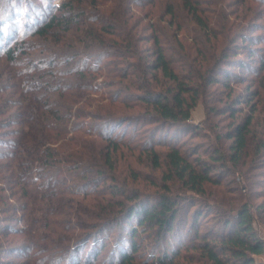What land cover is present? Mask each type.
Segmentation results:
<instances>
[{"label":"trees","instance_id":"16d2710c","mask_svg":"<svg viewBox=\"0 0 264 264\" xmlns=\"http://www.w3.org/2000/svg\"><path fill=\"white\" fill-rule=\"evenodd\" d=\"M26 1L0 0V264H264V0ZM56 27L74 40L31 39ZM199 102L208 143L184 148ZM141 157L162 171L149 194ZM231 172L228 200L209 197Z\"/></svg>","mask_w":264,"mask_h":264},{"label":"rangeland","instance_id":"374dc122","mask_svg":"<svg viewBox=\"0 0 264 264\" xmlns=\"http://www.w3.org/2000/svg\"><path fill=\"white\" fill-rule=\"evenodd\" d=\"M60 1L61 0H27L25 4L23 3L22 8H23V10L26 8L28 10V12H30V13H34L35 9H39L41 12H43L44 15L49 16L50 12H54L55 11V8L54 7L56 5H58V4H60L59 3ZM81 2L83 3V5L86 8L88 6H91L90 0H82ZM235 2H236L235 0H228L227 3L226 2H224V3H226L228 6H230L231 4L234 3L235 4V8L236 9H239L238 3H235ZM218 4L219 3L217 2V5ZM227 5H225V6H227ZM218 7H219V5L217 7H211V6H209L207 8V10H208V15L207 16L210 17L211 19L216 20L217 19L216 17L219 14L218 9H217ZM23 18H25V16ZM22 20H24V19H21V22H22ZM27 21H28V19H27ZM30 22H32V21H30ZM31 25H32V23H31ZM57 31H58V33H57ZM24 32H29V31L28 30L27 31H24V29H22V31H20V34L21 33H24ZM257 32H259V31H257ZM67 34L68 35H65L64 36V32L61 31V29H59V28L56 27V28H54L52 30L51 36H49V37H45V38H41L40 39V38H38V37L35 36V37H31V39L34 40V41L39 42L42 45H44L45 48H46V51L47 50H50V49L52 50V48L54 50L56 49L55 51H57L58 50V46H62V44H60V45L57 44V41H58L59 37H61V39H63V38L65 39L64 43L66 41H68V40L70 42L72 40H74L73 37L72 38L70 37L69 33H67ZM56 36H58V39H55ZM68 38H70V39H68ZM31 39H29V40H31ZM66 39H68V40H66ZM45 48H42L41 47V50L43 52H40V51L39 52L38 51H32V54H41L42 57L45 56V55H49L50 52L49 51L48 52H45V50H44ZM238 58H240V56L237 57L236 59L238 60ZM242 58H244L246 61L248 60L247 57L244 56V55H242ZM1 61H0V67H1V64L2 65L4 64ZM70 64L71 65L69 66V69H68V66H65V65H63L62 67H59L58 69L62 68L61 70L63 72H65L66 70H71V68H78L77 70L79 71L80 65L74 64L73 61ZM230 70H231L232 73H238V70L239 69H238V67H234V68H232ZM248 73H249V71H248ZM73 76H74V73L72 75H70V76H66L67 79L64 80V81L65 82L68 81ZM45 78H47V81L50 82L51 76L49 74H46ZM61 79H63V78H61ZM72 80L73 79H71V81ZM71 83H72L70 85L71 87L77 85V83L75 81H72ZM85 83L87 85V82H85ZM234 88L236 89L237 92H240V91H243L244 92V89H242L241 86H237V87L234 86ZM44 94H46V93H44ZM45 100H49L50 101V104H54V103L56 104L57 103V100L59 102V99H57V96L56 95H51L50 92H48L45 95V98L42 101H45ZM42 101H40V102L42 103ZM61 105H62V108L64 110L65 104H64L63 101H61ZM247 110L248 109H246L245 112ZM130 112H132V111H129V110L124 111V113H130ZM204 119H205V112H204L203 102H199L198 105H197V107H196V109L192 113V119H191V121L188 122L189 125L193 127V128L191 127V132H188V129H184V127L180 128L178 130V133L175 135V137H178V140H177L178 142L177 143L179 145L182 144V146H184V148H189L191 146L192 147H197L199 145V142H206V144H207L208 143V139L200 138V137L196 136V134H193L192 133L193 132L192 131L193 129H195L197 126H201V124L203 123ZM220 120H223V119H217V121H220ZM227 122L228 121L226 120V123ZM123 126H125V127H123V129H128L129 135L130 134L132 135L134 133V130H133L134 129V126L133 125L129 126V124H126V125H123ZM220 126H221V122H220ZM9 129H11V128H8V130ZM206 148L207 147H205L204 149H206ZM204 149H202V150H204ZM157 150H160V152L162 153V155H164L165 152H166V149H163L161 147H157ZM144 161H145V158L144 157H141L140 160L135 159V161H133L132 166L136 169L137 174H138L139 178L141 179V184L142 185H141V189H140L141 191H140V193L149 194L151 191L155 190L152 187V184L153 183H155V182L160 183V182L163 181L162 180L163 179L162 178V171H155V170H152L151 167H146V165L144 164ZM231 173L232 174H230L229 176H227V177H225L223 179L222 187L221 186L218 187V186H215V185L214 186H211L210 185L207 188V193H208V196L209 197H211V198H217V199L221 200L223 198V196H224L225 199L228 200V198L230 197V193L229 192L227 193V187H232V186H233L232 188L236 187V184L237 183H235L234 180H236L237 178H239V176L237 175V173H234V172H231ZM53 174H55V173H53ZM50 177H53V176L50 175ZM55 178H56V176H55ZM226 183H227V185H226ZM9 186H11V185L9 184ZM129 186H131V185H129ZM175 186H178V184H175ZM240 186L241 187L242 186L244 187V183H243V185L241 184ZM57 187H60V185L58 183H53L52 189L55 190ZM8 191L10 192L11 189L8 190ZM8 191L6 192L7 195H9V192ZM196 197H198V196H196ZM15 200L16 199H15V197H13V195H11V196L9 195L8 201H9V203L11 205H16V201ZM254 200H257V199H254ZM260 201H261V199H258L257 202H260ZM0 207L2 208V205ZM6 209H7V207L5 206V210ZM5 216L6 215H0V219H2L3 217L5 218ZM211 216H212V214H210L209 211H206L205 212V214L200 219L201 220L200 223H202V228L205 225L208 224V221H209V223H213L214 222V219L213 220L208 219ZM257 232H258V235L261 238L264 239V226H262L260 224H257ZM114 233H115V235L114 234L113 235L116 238V232H114ZM115 242H116V240H115ZM34 252H36V250H34ZM27 255H28V253H27ZM23 256H24V253L19 254V255L16 254L13 257L6 258L5 261H6V263L8 262V264H24V260H22V258H24ZM29 259H30V256H29ZM263 259H264V256L260 260L264 262ZM257 260H259V258Z\"/></svg>","mask_w":264,"mask_h":264},{"label":"crops","instance_id":"0c3cea01","mask_svg":"<svg viewBox=\"0 0 264 264\" xmlns=\"http://www.w3.org/2000/svg\"><path fill=\"white\" fill-rule=\"evenodd\" d=\"M258 258H259V260H258V261H261L260 259H262V257H258ZM258 258H257V259H258ZM263 260H264V259H263Z\"/></svg>","mask_w":264,"mask_h":264}]
</instances>
